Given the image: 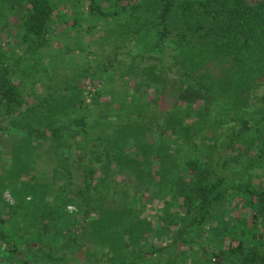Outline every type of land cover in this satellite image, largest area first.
Listing matches in <instances>:
<instances>
[{
	"label": "trees",
	"instance_id": "trees-1",
	"mask_svg": "<svg viewBox=\"0 0 264 264\" xmlns=\"http://www.w3.org/2000/svg\"><path fill=\"white\" fill-rule=\"evenodd\" d=\"M68 4L73 10L87 8L88 16L95 21L105 20L113 25L114 33L111 36L112 41L116 42L114 55L128 52V47L122 48L121 45L132 42L147 26L155 28L161 40H170L182 50L183 57H177L174 63L175 71L180 76V84L186 83L184 93H189L192 101L201 99L206 111L213 112L218 107L225 114L235 112L240 116L242 128L238 133L232 134V144L246 137L241 135L250 129L251 119H255V132L263 138L264 144V127L259 121L264 120V106L248 110L250 103L246 97L240 96L248 93L250 87L257 86V75L264 76V0H69ZM55 9L54 0H0V110L5 116L17 114L20 117L12 122L13 127L28 129L30 133L40 132L42 135L46 130L35 127L33 121L40 117L43 102L27 103V109L22 111L25 103L23 82L18 81L15 74L17 68H26L21 66L25 59L32 61L31 56L38 55L49 45L50 25ZM11 18H16L17 22L13 21L11 25ZM73 21L77 22L78 19ZM2 32L11 34L9 47L2 42ZM188 59L191 63L185 64ZM213 63L225 68H216L212 73L208 65ZM216 89H220L222 93L218 95ZM104 90L98 89L92 103L86 106L98 104L102 114L108 116V119L112 113L115 118H120L118 123L123 118V122H126L134 117L132 112L118 114L111 102H102L100 96ZM258 99L264 103V96ZM81 102L83 104L84 100ZM117 104L121 109L125 106L118 99ZM159 107L154 104L151 110L153 114L147 119H137L135 124L134 120L128 122L130 131H134L136 135H144L145 142L161 143L165 139L164 125L168 121L167 117L182 111L179 107L172 111L165 110L167 116H161L163 111ZM157 112L160 115H156ZM137 114L139 117L146 116L144 109ZM86 118V115L76 116L71 122L48 127L51 131V147L48 149L53 153L58 151L64 174L61 173L59 179L61 191H51L47 186L44 189L61 195V202L55 208L49 207L46 214L38 213V224L32 230L28 222L26 226L28 217L21 212L22 203L15 209L11 207L7 213H0V244L7 248L4 257L7 253H17L18 264H74L70 259V252L64 251V248L70 250L73 247L75 259H81L80 264H90L89 261L85 262L83 256L95 259L97 252L92 249V245L97 243L101 247L108 244L118 248L116 254L104 253L97 260L105 259L103 262L106 264H137L139 260L156 253L162 254L170 245H177L182 248L183 256L188 253L189 257L193 251L196 252L201 257L199 264H264V190L250 185L225 186L223 177L213 171L215 165L211 159H201L192 146L188 151L184 148L189 143V135L187 131L180 129L175 136L180 145L175 155L159 156L160 168L163 163V173L159 175L161 181L158 193L164 197L160 202L168 207V211L172 210L175 217L169 218L170 224L165 225L168 215L166 208L162 206L166 213L158 215V225L163 228L159 226L161 231L157 235L164 238V242H152L150 235L155 231L157 223L144 219L141 207L126 214L121 211L115 213L112 207H105L106 200L98 190L100 182L101 186H110L109 179H105L106 184L102 181V170L106 171L109 166L113 169L121 164L130 167L136 160L133 155L126 157L121 151H113L122 128L116 132L113 144L109 138L98 134L86 139L84 145H78V140H70L67 135L73 130L77 134L87 133L89 129ZM4 128L0 123V130ZM191 129L192 126H189L188 132ZM77 134L73 136L76 137ZM153 137L157 138L154 140ZM147 150L140 154L144 160L137 163L142 170L150 159L148 156L153 155V152ZM75 155L77 157L74 164L82 170L80 179H75L74 169H70L69 158ZM62 158H66L65 162ZM88 162L92 163L89 167ZM126 172L130 174L128 168ZM66 180L70 186L80 181L81 183L71 189L66 185ZM234 194L239 195L240 209L249 210L252 216L247 215V212L241 217L235 216L233 220L223 219V223L219 227L216 225V230L213 231L218 208L225 203L229 204ZM95 198H101L103 204L95 203ZM69 204L76 205L77 211L65 215L61 232L58 230L54 233L62 234V244L46 246L42 238L51 228L50 223L63 216L62 209ZM173 206H176L175 211ZM110 214L113 215L108 218ZM16 215L17 220L14 218ZM21 217L25 218V222H22ZM173 220L175 223L179 222L180 227L177 231L170 232ZM210 227L211 230L207 232ZM85 228H88L87 234L84 232ZM116 228L120 231L116 232ZM197 232L208 233L207 242L211 241V244L198 243L194 236ZM168 236L172 240L169 244H164ZM114 240L120 243V247ZM22 246H26V250ZM170 262L174 263L173 260Z\"/></svg>",
	"mask_w": 264,
	"mask_h": 264
},
{
	"label": "rangeland",
	"instance_id": "rangeland-1",
	"mask_svg": "<svg viewBox=\"0 0 264 264\" xmlns=\"http://www.w3.org/2000/svg\"><path fill=\"white\" fill-rule=\"evenodd\" d=\"M68 2L69 0H54L56 9L50 25L49 45L38 55L31 56L32 61L29 58V60L25 59L21 66L26 68H17L15 74V78L23 82L25 106L22 105V111L27 109V103L43 102V111L40 117L33 121V124L35 127L45 129L44 135L40 132L30 133L28 129L20 130V128L13 127L12 122L20 117L17 114L5 116L0 110V123L5 126L0 130V213H7L11 207L15 209L18 204L22 203L21 212L28 217L26 222L25 218L21 217L22 222H25L26 226L28 222L32 230L38 224V213L45 212L46 214L49 207L55 208L59 205L61 195L52 194L51 191H61L58 185H60L61 173L64 174V172L61 169L58 151L53 153L48 149L51 147V131L48 127L71 122L74 117L81 115L87 116L86 123L89 131L77 134L76 130H73L67 135L70 140H78V145H84L86 139L98 134L109 138L113 144L116 132L122 128L121 134L117 136L119 137L118 144L114 145L113 151L115 153L121 151L126 157L133 155L136 160L130 167L121 164L113 169L109 166L106 171L102 170V181L104 180L106 184L105 179H109L108 183L111 187L101 186L100 182L98 190L106 200L105 207L108 209L112 207L115 213L121 211L126 214L134 208L141 207L142 215L145 216L143 218L150 219L154 224L157 223L155 231L150 235L152 242H164V238L157 235L161 231L158 225L160 224L158 215L162 212L165 215L167 212L168 218L165 225L170 224V219L175 217L174 212L169 209L170 213L167 210L168 207L160 202V199L164 200V197L158 193L161 181L159 175L163 173V163L160 168L161 158L159 156L175 155L177 149L180 148L175 137L180 129L187 131L189 135L187 136L189 143L184 148L188 151L192 146L191 148L195 149L201 159H211L215 165L213 171L223 177L225 186L250 185L264 190V144H262L263 138L255 132L257 127L255 119L250 120V129L245 132L246 134H240L241 137H246L232 144V134L238 133L242 128L240 116L235 112L225 114L218 107L213 112L206 111L201 99L192 101L189 93H184L186 83L180 84V76L175 71L174 63L176 58L183 57V54L174 42L161 40L156 29L147 26L133 38L132 42L121 45L122 48L128 47V52L114 55L116 42L112 41L111 36L114 33L113 25L105 20L95 21L88 16L87 8L81 7L78 10L69 8ZM76 18L78 21L74 22L73 19ZM11 19V25L13 21L17 22L16 18ZM1 39L6 47H9L11 34L2 32ZM186 63H191V60L188 59ZM208 67L212 73L216 68H225L223 65L215 66V63ZM255 80L257 86L250 87L248 93L240 95L246 97L250 103L248 110L264 106V103L258 99L264 96V76L257 75ZM98 89H105L100 96L102 102H111L118 114L132 112L134 117L126 119V122H123L125 119L123 118L122 122L118 123L121 121L120 118H115L112 113L108 119V116L102 114L98 104L92 107L86 106L92 103ZM216 93L219 95L222 91L216 89ZM117 99L124 103L122 105L125 106H122V109L119 108ZM82 100H84L83 104H81ZM152 104L160 106L159 109L163 111L161 116H167L165 110L172 111L178 107L182 108L181 113L177 112L172 117H167L166 121H168L166 126L164 125L165 139L161 143L145 142L144 135H136L127 126L130 121L134 120L135 124V120L147 119L151 116L153 114ZM123 107H125L124 110ZM141 109H144L145 117L138 116L137 112ZM156 115H160L159 112ZM259 121L264 127V120ZM189 126L193 129L188 132ZM73 134L77 136L74 137ZM156 138L153 137L154 140ZM135 146L139 148L136 149ZM145 149H148L147 152H153V155L148 156L150 159L144 164L142 170L137 163L144 160L140 154L145 153ZM75 157L77 155L69 158L70 169H74L75 179H80L82 170L74 164ZM62 160L65 162L66 158ZM173 161L172 158L171 162ZM91 164L88 162V167ZM127 168L130 174H127ZM55 175H57L56 178ZM60 182L62 183L63 180L61 179ZM65 182L71 189L81 183L80 181L70 186L67 180ZM44 186L50 188L51 191H46ZM94 192L97 194V191ZM238 196L234 194L229 204L225 203L218 208L213 231L216 230V225L219 227L223 223V219L233 220L235 216L241 217L247 212V215L252 216L249 210L240 209ZM94 202L103 204L104 201L101 198H95ZM162 206L166 208V212ZM175 207L173 206L174 211ZM76 211L77 206L74 204L66 205L65 209H62L63 216L56 218V222L50 223L51 228L42 238L46 246L62 244V234L54 233L58 230L61 232V226L65 222L64 216ZM111 215L113 214H110L108 218H111ZM14 218L17 220V215ZM177 220H180L179 217ZM172 224L170 232L177 231L180 227L179 222L175 223L173 220ZM160 228L163 227L160 226ZM210 230L211 227L207 232ZM117 231L120 230L116 228ZM84 232L87 234L88 228H85ZM194 236L202 245L211 244V241L207 242L208 233L197 232ZM165 239L164 244H169L172 240L169 236ZM104 246L101 247L97 243L92 245V249L97 252L96 258L100 259L104 253L112 255L118 251L116 246L110 247L108 244ZM21 248L26 250L27 247L22 246ZM180 248L177 245H170L162 254L148 255L149 257L139 260L137 264H199L198 260L201 257L196 252L193 251L189 257L188 253L183 256L182 248ZM194 249L198 250L197 247ZM6 251L7 248L0 244V264L20 263L17 253L15 255L7 253L4 257L3 254ZM64 251L70 252V259L74 261V264H80L81 259H75L73 247L70 250L64 248ZM15 256L16 258H13ZM83 257L85 262L89 261L90 264H106L103 262L105 259L102 261L96 258L89 259V256ZM171 260L174 263H171ZM41 264L44 263L41 262Z\"/></svg>",
	"mask_w": 264,
	"mask_h": 264
}]
</instances>
